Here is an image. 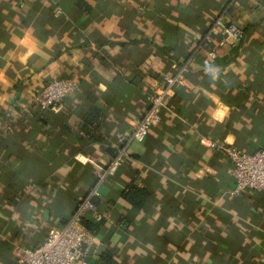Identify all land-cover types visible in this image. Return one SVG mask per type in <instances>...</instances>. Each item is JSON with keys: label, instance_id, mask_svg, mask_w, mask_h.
Wrapping results in <instances>:
<instances>
[{"label": "crops", "instance_id": "obj_1", "mask_svg": "<svg viewBox=\"0 0 264 264\" xmlns=\"http://www.w3.org/2000/svg\"><path fill=\"white\" fill-rule=\"evenodd\" d=\"M219 15L245 38L211 58L198 45ZM183 66L161 122L101 185L103 219L77 264H264V193H234L233 163L211 146L264 147V0H0V264L70 219L116 133ZM58 77L77 85L41 110ZM128 185L149 195L130 202Z\"/></svg>", "mask_w": 264, "mask_h": 264}, {"label": "built area", "instance_id": "obj_2", "mask_svg": "<svg viewBox=\"0 0 264 264\" xmlns=\"http://www.w3.org/2000/svg\"><path fill=\"white\" fill-rule=\"evenodd\" d=\"M244 38L245 30L240 25L226 22L219 15L203 34L198 49L205 50L209 57L215 58L218 45H235ZM185 71L186 66H183L175 75H166L156 81L148 95V108L130 134L124 131L116 133L117 154L106 168L97 171L94 184L86 195L79 198L70 219L60 227L52 228L41 245L22 249L18 256L19 264H77L82 259L86 246L95 243V236L86 226V222L92 218L97 222L103 219V214L97 210L95 202V198L101 194V185L107 176L114 174L125 163L128 145L133 141H143L151 128L161 122L165 98L182 81ZM76 85L73 78H55L45 84L37 94L35 102L41 110L57 111ZM211 146L222 148L233 163L230 171L235 181L234 193L239 194L246 189L264 193V147L253 152H242L233 145L212 142Z\"/></svg>", "mask_w": 264, "mask_h": 264}, {"label": "trees", "instance_id": "obj_3", "mask_svg": "<svg viewBox=\"0 0 264 264\" xmlns=\"http://www.w3.org/2000/svg\"><path fill=\"white\" fill-rule=\"evenodd\" d=\"M119 131H121V130H119ZM261 148V147H260ZM259 149V148H258ZM142 189H138V191L134 188V186H132V185H128L126 188H125V190L123 191V197L126 199V200H128V201H130V202H133V203H137V204H140V202L141 201H143V195H139V194H147V195H149V193L147 192V191H144V192H142L141 191ZM139 194H138V193ZM145 197V196H144ZM147 197V196H146ZM99 224H100V222H95V221H93V220H89V221H87L86 222V226L89 228V229H91L92 231H97L98 230V228H99ZM103 259L105 260V261H107V262H111V263H113V260H111V257H110V254L108 253V254H104L103 255Z\"/></svg>", "mask_w": 264, "mask_h": 264}]
</instances>
